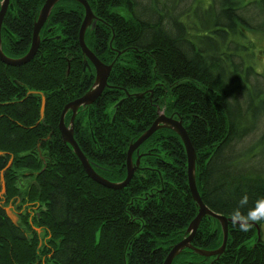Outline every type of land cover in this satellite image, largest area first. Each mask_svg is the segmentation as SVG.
Returning a JSON list of instances; mask_svg holds the SVG:
<instances>
[{
  "label": "trees",
  "instance_id": "obj_1",
  "mask_svg": "<svg viewBox=\"0 0 264 264\" xmlns=\"http://www.w3.org/2000/svg\"><path fill=\"white\" fill-rule=\"evenodd\" d=\"M87 1L97 21L85 43L112 63L108 87L73 121L75 140L95 170L123 180L128 145L162 109L187 130L204 204L231 217L247 196L242 211L253 209L264 198V72L256 70L252 36L264 34V0ZM44 2L10 0L3 18L8 56L27 52ZM83 12L75 0H59L35 56L21 65L0 60V171L12 158L0 197V264H41L40 257L46 264H163L198 211L185 148L172 129L159 128L133 152V161L141 154L138 168L119 189L89 178L63 142L62 108L94 81L78 44ZM70 117L66 112V125ZM16 199L40 205L39 216L30 221L21 213L14 225L4 205ZM34 227L48 236L42 245L30 239ZM228 232L222 253L185 248L172 264H264L255 225L243 232L230 223ZM191 242L220 246L219 222L205 216Z\"/></svg>",
  "mask_w": 264,
  "mask_h": 264
},
{
  "label": "water",
  "instance_id": "obj_2",
  "mask_svg": "<svg viewBox=\"0 0 264 264\" xmlns=\"http://www.w3.org/2000/svg\"><path fill=\"white\" fill-rule=\"evenodd\" d=\"M10 0H2L0 5V29H1V23L2 18L5 13V10L9 4ZM59 0H45L42 7L40 8L39 14L37 16V19L35 20L33 24V31H32V37H31V43L30 46L25 54L18 58H10L6 56L2 49H1V38H0V59L9 65H21L33 58L35 55L39 43H40V33L39 30L45 20L47 19L52 6ZM78 1L80 4L84 7V18L82 20V23L79 28V34H78V41L80 48L82 50V53L85 55L86 59L84 62V66H89L88 60L93 64L95 68V78L92 86L80 97L75 98L74 100L69 101L64 105L62 108L58 128L61 133V138L64 143L69 145L74 152V154L79 159L86 175L91 178L93 181L97 182L98 184H101L106 187L119 189L124 187L131 179L134 171L138 168L139 164V157L141 154H138L135 158V161L133 162L132 154L133 152L148 138H150L159 128H170L173 131H175L179 137L181 138L185 152H186V160H187V181H188V187L191 193V196L194 200V202L198 206V211L196 215L193 217V219L189 222L188 226L186 227L185 236L180 239L178 242L173 244L168 251L167 255L165 256L163 260V264H172L173 259L185 248H189L193 251H195L197 254L203 255V256H211V255H218L223 252L227 238H228V225L232 223L230 216H224L221 214H218L211 209H209L204 202L201 199V196L198 192L197 186H196V180H195V161H196V152L192 145V142L188 136L187 130L184 127L181 119H175L171 116H166L163 112H160L159 115L152 121V123L149 125L147 129H145L134 141H132L127 148V156H126V176L122 181L113 182L108 180L107 178L101 176L99 173L96 172V170L93 167V164L88 160V158L85 156V154L80 149L77 141L75 140L74 134H73V121L74 117L76 115V111L82 107L87 106L93 103L96 98L102 93L103 89L107 85V79L108 75L110 73V70L112 68V64H105L103 63L99 58L95 56V54L88 48L84 41V34L86 29L90 26L93 19V12L91 10L90 5L87 3L86 0H75ZM121 102V100L118 102V104ZM44 108H45V96L41 95V104H40V118L43 120L44 117ZM71 111V117L69 120V124L66 125L64 122V116L66 112ZM0 154H3L2 151H0ZM6 188H5V181L3 179V170L0 171V196H3L5 194ZM4 211L6 213V216L9 218V220L14 224L18 225V216L16 213H14L11 209V207H4ZM205 216L215 218L222 230V242L218 248L207 250L202 249L194 246L192 244V239L194 238L196 231L198 229L199 223L201 219ZM256 226L257 235L260 236V227L258 224H254ZM37 231H39V228H36Z\"/></svg>",
  "mask_w": 264,
  "mask_h": 264
},
{
  "label": "flooded vegetation",
  "instance_id": "obj_3",
  "mask_svg": "<svg viewBox=\"0 0 264 264\" xmlns=\"http://www.w3.org/2000/svg\"><path fill=\"white\" fill-rule=\"evenodd\" d=\"M1 1L2 0H0V5H1ZM9 4H10V6H8L7 8H6V10H5V13H6V11L8 10V8L9 9H12L13 8V6H12V4L10 3V1H9ZM83 8V10H84V7H82ZM5 13H4V15H5ZM84 13V12H83ZM4 15H3V18H4ZM49 16V15H48ZM83 16H84V14H83ZM3 18H2V23H1V29H0V38H1V49H2V51H3V53L6 55V56H8L7 54H6V52L4 51V49H3V40H4V36L6 35V34H9V31L6 29V27L4 26V24H3ZM48 18V17H47ZM96 18V19H95ZM82 19H83V17H82ZM47 20V19H46ZM82 21V20H81ZM96 21H97V16L93 13V19H92V23H91V26L90 27H93V26H95L96 25ZM46 22V21H45ZM81 24V23H80ZM41 41V40H40ZM31 42V41H30ZM78 44H79V41H78ZM39 45H40V43H39ZM80 46V45H79ZM39 47V46H38ZM81 49V48H80ZM38 50V49H37ZM92 51V50H91ZM37 52V51H36ZM93 52V51H92ZM36 54V53H35ZM35 56V55H34ZM33 56V57H34ZM8 57H10V58H18V57H13V56H8ZM20 57V56H19ZM85 57V56H84ZM97 57V56H96ZM98 58V57H97ZM85 59H86V57H85ZM1 60V59H0ZM2 61V60H1ZM3 62V61H2ZM88 63H89V66H87V68L88 69H91V68H93L94 69V71H95V68H94V66H93V64L88 60ZM110 64H112V63H110ZM85 67V66H84ZM83 67V70L85 69ZM111 71V70H110ZM109 76V75H108ZM94 78H95V73H94ZM94 80V79H93ZM94 82V81H93ZM108 85H109V83H108V80H107V85L105 86V88L104 89H106L107 87H108ZM92 86V85H91ZM103 89V90H104ZM103 92V91H102ZM102 94V93H101ZM100 94V95H101ZM139 94H141V95H143L144 93L143 92H139ZM100 95L96 98V100L100 97ZM81 96V95H80ZM95 100V101H96ZM94 101V102H95ZM93 102V103H94ZM45 103H46V98H45ZM92 104V103H91ZM78 111V110H77ZM77 111H76V114H77ZM160 112H164L162 109H159L158 110V115H159V113ZM157 115V116H158ZM166 116H170V115H167V114H165ZM76 116V115H75ZM172 117V116H171ZM75 118V117H74ZM173 118H175V117H173ZM177 119V118H176ZM17 203V204H16ZM15 204H16V206L18 207L19 205H20V207H18V208H20V210L19 211H15L17 214H18V217H20L21 216V213L24 215V214H26V213H28V218H27V220H30V221H32L33 219L35 220L36 218H37V216H39V208H40V205H31V204H24L23 206H21V204H20V200L19 199H16V201H15ZM25 217V216H24ZM30 234V233H29ZM25 236H27V235H25ZM45 236V232L44 231H42V228H41V230H40V232H36V236H34L33 234L31 235L30 234V239L33 241L34 240V238L35 237H37V239H38V245H42L43 244V242L45 241V239H47L46 237H44ZM47 236V235H46ZM48 237V236H47ZM40 263L41 264H46L45 263V260H44V258L43 257H40Z\"/></svg>",
  "mask_w": 264,
  "mask_h": 264
},
{
  "label": "clouds",
  "instance_id": "obj_4",
  "mask_svg": "<svg viewBox=\"0 0 264 264\" xmlns=\"http://www.w3.org/2000/svg\"><path fill=\"white\" fill-rule=\"evenodd\" d=\"M247 203V196L242 197L239 205L231 213V221L234 227L238 226L240 231H249L254 224L264 222V198L256 201L255 207L246 214L242 208Z\"/></svg>",
  "mask_w": 264,
  "mask_h": 264
},
{
  "label": "rangeland",
  "instance_id": "obj_5",
  "mask_svg": "<svg viewBox=\"0 0 264 264\" xmlns=\"http://www.w3.org/2000/svg\"><path fill=\"white\" fill-rule=\"evenodd\" d=\"M252 36L254 38L253 43L255 44L254 53H255L256 70L259 72H264V53H263V49H262V47L264 46V34L257 33V34L252 35ZM11 163H12V158H10V162H9L7 167H9L11 165ZM8 204L4 205V207L9 206ZM12 204H13V212L20 210V208L15 206V203H12ZM259 227H260L261 238L264 240V222L259 224ZM46 238H48V237H46Z\"/></svg>",
  "mask_w": 264,
  "mask_h": 264
},
{
  "label": "bare ground",
  "instance_id": "obj_6",
  "mask_svg": "<svg viewBox=\"0 0 264 264\" xmlns=\"http://www.w3.org/2000/svg\"><path fill=\"white\" fill-rule=\"evenodd\" d=\"M86 1H87V0H86ZM57 2H58V1H57ZM57 2H56V3H57ZM77 2H78V1H77ZM56 3H55V4H56ZM78 3H79V2H78ZM87 3L89 4L88 1H87ZM55 4H54V5H55ZM79 4H80V3H79ZM54 5L52 6V8L54 7ZM80 5L83 7L82 4H80ZM89 5H90V4H89ZM52 8H51V10H52ZM50 12H51V11H50ZM43 25H44V23H43ZM43 25L41 26V28H40V30H39V33H40V40H41V29H42ZM84 37H85V34H84ZM84 41H85V40H84ZM80 149H81V148H80ZM7 168H8V167H7ZM7 168H6V169H7ZM6 169H5V170H6ZM5 170H3V179H4V171H5ZM4 181H5V180H4Z\"/></svg>",
  "mask_w": 264,
  "mask_h": 264
}]
</instances>
